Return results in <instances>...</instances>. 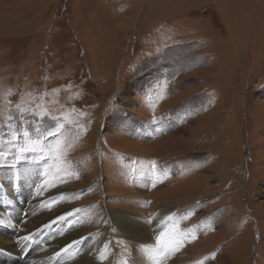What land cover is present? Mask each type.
Here are the masks:
<instances>
[{"label":"rangeland","instance_id":"1","mask_svg":"<svg viewBox=\"0 0 264 264\" xmlns=\"http://www.w3.org/2000/svg\"><path fill=\"white\" fill-rule=\"evenodd\" d=\"M30 191L63 264H264V0H0L6 213Z\"/></svg>","mask_w":264,"mask_h":264},{"label":"bare ground","instance_id":"2","mask_svg":"<svg viewBox=\"0 0 264 264\" xmlns=\"http://www.w3.org/2000/svg\"><path fill=\"white\" fill-rule=\"evenodd\" d=\"M15 190H17V188H15ZM44 190H46V189H44ZM19 191H20V194L22 192H24L23 188L18 189L17 193ZM3 194L4 193H0V250H1L0 253L16 254L18 257L22 258V257H26L29 253L34 252L35 256H31L32 258L30 257L28 259V262H26V264H59V261H60V264H63L65 262V259H61L57 262L52 258V256H49V255L44 254V253L39 254V251L43 252L47 249L48 244H50L52 242L57 243L55 240H56V237L58 236V234L53 233V231H54L53 229L56 225L55 220L49 218L50 214H48L49 215L48 216L47 214L43 215V213H41V212H43V210L41 209L43 206V205H41V202L45 196L43 195V197H42L43 199L39 201L36 198V195H38V194L32 195V192H31L32 197L29 195L30 198L28 199L29 202L27 203V208L24 209L25 208V206H24L25 200L27 198V197H24L25 194L21 195L20 198H17V197H15L16 194L9 193V195L12 196L11 198H14L12 200L10 199V201H7V199L3 198V197H5ZM18 206H24V208H21L22 210L24 209V212H25L24 216L22 215L23 214L22 210H19V211H21L20 215H18V213H16V218H14L13 215H11L12 214L11 212L6 213V211H5L6 209H9V210H13V212H15L14 210H16V208ZM39 206H40L41 210L37 209ZM44 206H46V205H44ZM46 207H45V209H48ZM27 213H28V216L26 217L27 219H25V221H24V217L27 215ZM8 216H10L11 219ZM4 218H6L9 221V223L3 222L2 220ZM125 219H126L125 213L119 214L115 217V222L117 223V226H116L117 230L116 231L121 232L120 234H122V233L126 234L127 232H129L128 230H125V229H122L119 227L120 223L122 221H124ZM22 221H24V222H22ZM170 221H172V219ZM14 223L21 225V228H19L18 231H12V229L15 228V227L14 228L12 227V224H14ZM3 227H5V229H2ZM121 227H123V226H121ZM174 227H177V223H175V222H174V226L172 224V228H174ZM172 232L170 233V235L172 234ZM43 234H46V235H43ZM43 236H45V238H43ZM122 238L124 239V236H122ZM67 239H68V237H67ZM136 239H137L136 236H131L129 238L128 241L130 242V246L131 245L136 246V243H138ZM15 241H16V243H15ZM61 242H62V240H61ZM37 245H38V249H39L38 251L36 250ZM55 245L56 244H54L52 246H55ZM28 248H30V249L27 253L26 249H28ZM109 249L112 250L111 248H109ZM94 250H95V254H97L99 252L101 255L104 254L103 250L100 247H96V249L94 248ZM101 255L96 260L95 264H103V260H105V259H101ZM87 260H88V257L85 256L83 258V262L87 261ZM79 262H81V261H79ZM84 263H86V262H84Z\"/></svg>","mask_w":264,"mask_h":264},{"label":"snow or ice","instance_id":"3","mask_svg":"<svg viewBox=\"0 0 264 264\" xmlns=\"http://www.w3.org/2000/svg\"><path fill=\"white\" fill-rule=\"evenodd\" d=\"M153 166H155V163L153 162ZM173 241H168V242H166V244H165V246L164 247H167V245L169 244V243H172ZM161 251H163V248L161 249ZM107 257H106V255H104V254H102L101 255V259H106ZM124 264H127V262L125 261L124 262ZM200 264H203V262H200Z\"/></svg>","mask_w":264,"mask_h":264}]
</instances>
